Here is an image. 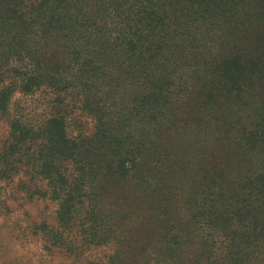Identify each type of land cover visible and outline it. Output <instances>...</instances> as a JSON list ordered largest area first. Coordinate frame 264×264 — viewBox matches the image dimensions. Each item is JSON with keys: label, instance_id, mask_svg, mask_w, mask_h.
Here are the masks:
<instances>
[{"label": "trees", "instance_id": "trees-1", "mask_svg": "<svg viewBox=\"0 0 264 264\" xmlns=\"http://www.w3.org/2000/svg\"><path fill=\"white\" fill-rule=\"evenodd\" d=\"M0 114V189L22 176L59 204L46 251L78 217L104 243L93 188L132 176L173 211L155 264H264V0H0ZM0 229V248L20 232Z\"/></svg>", "mask_w": 264, "mask_h": 264}, {"label": "rangeland", "instance_id": "rangeland-1", "mask_svg": "<svg viewBox=\"0 0 264 264\" xmlns=\"http://www.w3.org/2000/svg\"><path fill=\"white\" fill-rule=\"evenodd\" d=\"M42 99V96L18 95L15 100L21 107L18 110L24 109V115L29 114L31 117L45 110ZM80 120L82 128L93 130L91 118L83 116ZM79 128L74 126L71 133L76 136L82 129ZM9 131L7 119L0 114V148L7 140ZM21 177L18 176L14 182L3 183L0 189V194L9 198L11 208L0 219V226L16 223L20 230L15 232L16 238L11 239L8 246L0 248V264H149V261L155 264L157 259L162 258L173 211L168 212L160 208L159 204L156 211L152 206L155 195L160 194L154 192V189L160 190L161 186L148 190L140 186L139 180L132 176L101 180L93 188L96 194L94 207L99 219L96 234L105 237V242L98 245L92 242V237L83 233L82 218L78 217L73 224L62 228L66 238L64 248L46 251L43 241L35 233V227L45 222L59 229V204L49 197L25 192ZM160 200L161 197L156 198L157 202ZM133 221H136L138 227L132 226ZM165 222H169V225ZM190 252H202L198 238L184 244L183 253L187 256Z\"/></svg>", "mask_w": 264, "mask_h": 264}]
</instances>
